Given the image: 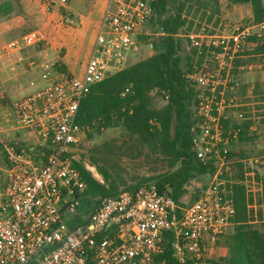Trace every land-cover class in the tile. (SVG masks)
<instances>
[{
  "label": "built area",
  "instance_id": "1",
  "mask_svg": "<svg viewBox=\"0 0 264 264\" xmlns=\"http://www.w3.org/2000/svg\"><path fill=\"white\" fill-rule=\"evenodd\" d=\"M156 2L108 0L81 76L44 73L47 86L11 102L0 92L5 160L0 165V264H155L167 232L173 235L178 264H213L218 240L237 212L234 182L223 177L233 161L232 143L242 131L233 129L232 121H251L250 133L262 119L243 110L233 112L245 106L238 102L243 84L234 73L235 61L244 57L251 37L264 38V22L237 27L231 35L211 34L204 28L187 35L198 49L187 75L196 96L192 145L197 159L213 161L216 167L198 198L182 205L155 183H145L102 198L83 223L71 226L87 192L75 164L82 163L79 150L86 136L75 125L80 103L93 85L126 68L136 51L152 55L153 39L167 36L162 29L152 30ZM45 4L50 8L53 1ZM44 40L40 30L31 31L7 44L0 58ZM251 89L245 91L246 97L252 96ZM131 91L126 87L122 96ZM19 130H28L34 142L13 139L11 134ZM241 162L243 179L236 183L245 187L250 223L255 224L264 210V187L255 170L260 161Z\"/></svg>",
  "mask_w": 264,
  "mask_h": 264
},
{
  "label": "trees",
  "instance_id": "2",
  "mask_svg": "<svg viewBox=\"0 0 264 264\" xmlns=\"http://www.w3.org/2000/svg\"><path fill=\"white\" fill-rule=\"evenodd\" d=\"M20 1L0 3V13L7 17L20 12ZM222 1L228 5H251L253 23L264 22V0H157L151 20L152 30L156 32L162 29L167 36L153 39L154 53L151 56L93 85L82 99L75 125L85 130L88 140L105 130L123 128L149 156L164 159L170 168L166 174L143 179L138 185L127 186L123 190L153 182L159 191L168 193L176 202L185 205L183 198L188 194L187 186L202 175L214 174V162L203 163L197 159L192 145L196 96L187 75L193 69L198 49L191 46L187 35L200 31L203 24H210L215 18L218 22ZM249 42L254 44V48L245 51V55H264V38L251 37ZM203 58L204 51L199 56V64ZM245 65L244 58H237L234 73L243 74ZM54 69L63 71L60 66H54ZM128 86L132 91L123 97L122 92ZM251 124V121L241 124L232 121L233 129L242 128L239 142L254 140V136H249ZM107 150L106 146L100 149L98 157L91 162L105 183L99 182L83 163H75L87 183V192L81 214L71 226L83 223V217L93 212L102 198L116 196L122 191L119 190V180L99 163L100 160L106 161L104 154H112ZM233 156L231 150L229 157L232 159ZM230 166L235 173L228 176L229 170L223 177L234 182L233 198L237 212L233 219V231L223 236L222 244L227 254L213 259V264H264V210L259 213L257 224L260 226L250 223L245 187L236 183L243 179V163L238 161ZM199 193L193 196L190 203L198 198ZM262 202L264 204V190ZM163 242V249L157 255L155 264H178L173 255V235L165 233ZM218 244H221L220 238Z\"/></svg>",
  "mask_w": 264,
  "mask_h": 264
},
{
  "label": "crops",
  "instance_id": "3",
  "mask_svg": "<svg viewBox=\"0 0 264 264\" xmlns=\"http://www.w3.org/2000/svg\"><path fill=\"white\" fill-rule=\"evenodd\" d=\"M51 1L52 6L47 8L45 0H21L20 12L0 18V51L18 39L13 38L14 35L28 30L31 24L35 30L41 31L45 39L23 50L10 51L0 58V92L10 102L47 86L48 82L42 75L53 73L54 66L81 76L90 58L108 0ZM231 6L234 10L248 6L249 17L253 18L251 5ZM255 78L264 81V72L257 76L249 73L240 75L246 89ZM11 137L28 142L35 140L31 133L23 130L13 132ZM223 250L222 255L225 256L227 249Z\"/></svg>",
  "mask_w": 264,
  "mask_h": 264
},
{
  "label": "rangeland",
  "instance_id": "4",
  "mask_svg": "<svg viewBox=\"0 0 264 264\" xmlns=\"http://www.w3.org/2000/svg\"><path fill=\"white\" fill-rule=\"evenodd\" d=\"M4 1L7 0H0V3H3ZM249 14L250 8L248 6L234 10L231 5H227V2L223 1L221 2V15L219 16L218 22L217 18H215L210 24H203L202 26L206 31L231 35L237 27L242 28L253 24V20L249 17ZM1 17H3V15L0 13V18ZM35 29L34 24H31L28 30H25L21 34L14 35L13 38H19L24 33ZM246 47V51H250L254 48L250 43L247 44ZM150 54L151 53L136 51L127 66L148 57ZM243 55L246 64L244 71L245 74L249 73L257 76V74L264 72V56L245 55V53H243ZM248 85L252 88V96L246 97L245 91L248 88L244 89L242 86V89L238 91L237 96L239 97L238 102L244 103L245 106L234 108L233 112L235 114L243 110L250 116L255 115L262 119H260V124L257 128L249 134V136L255 137L252 142L237 141L232 144L231 150L234 154L232 157V163L253 158L259 159L260 162L256 164L255 170L258 180L263 183L264 187V81L255 78L251 84ZM156 101H159L158 98H156ZM159 105H161V101H159ZM23 132L28 133L29 131L23 130ZM105 146L109 151H112V154H104L106 161L100 160L99 163L102 166L104 165L108 172L119 180L120 191L123 190L124 187L138 185L143 179L163 175L170 171V168L164 159L149 156L144 148L135 139L131 138L123 128L108 129L103 131L102 134L95 135L89 140L85 136L79 150V156L81 157L82 163L101 183H105L104 179L98 173L96 167L91 165V162L94 157H98L99 150L103 149ZM4 163L5 160L1 149L0 165H3ZM230 172L228 176L235 173L234 170H230ZM211 180L212 177L210 175H202L198 180L189 184L187 186L188 194L183 198V202L190 203L193 196L209 185ZM255 225L260 226L257 223H255ZM233 227V224L230 225L223 235H221V244H218V247L214 251V259L223 256V248H225L222 244L223 236L231 233Z\"/></svg>",
  "mask_w": 264,
  "mask_h": 264
}]
</instances>
